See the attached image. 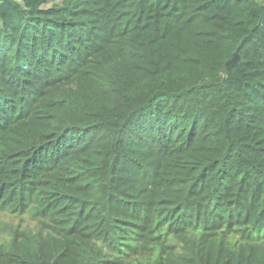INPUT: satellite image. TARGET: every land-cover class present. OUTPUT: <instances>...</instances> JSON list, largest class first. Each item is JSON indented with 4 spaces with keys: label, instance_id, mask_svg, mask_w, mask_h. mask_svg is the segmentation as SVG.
<instances>
[{
    "label": "trees",
    "instance_id": "16d2710c",
    "mask_svg": "<svg viewBox=\"0 0 264 264\" xmlns=\"http://www.w3.org/2000/svg\"><path fill=\"white\" fill-rule=\"evenodd\" d=\"M0 212V264H264V0H0Z\"/></svg>",
    "mask_w": 264,
    "mask_h": 264
},
{
    "label": "rangeland",
    "instance_id": "374dc122",
    "mask_svg": "<svg viewBox=\"0 0 264 264\" xmlns=\"http://www.w3.org/2000/svg\"><path fill=\"white\" fill-rule=\"evenodd\" d=\"M37 224V220L27 214L13 215L0 212V238L5 234H9L11 228L24 230L29 226L35 227Z\"/></svg>",
    "mask_w": 264,
    "mask_h": 264
},
{
    "label": "water",
    "instance_id": "95a60500",
    "mask_svg": "<svg viewBox=\"0 0 264 264\" xmlns=\"http://www.w3.org/2000/svg\"><path fill=\"white\" fill-rule=\"evenodd\" d=\"M238 58H239V56H238V54L236 53V54L234 55V57L228 61V64H229V63L236 62V61L238 60Z\"/></svg>",
    "mask_w": 264,
    "mask_h": 264
}]
</instances>
